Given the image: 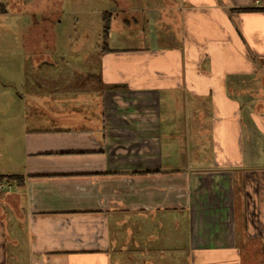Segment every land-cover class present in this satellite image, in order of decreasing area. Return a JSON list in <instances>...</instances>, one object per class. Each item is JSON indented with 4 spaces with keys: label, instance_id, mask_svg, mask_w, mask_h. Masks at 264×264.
Listing matches in <instances>:
<instances>
[{
    "label": "crops",
    "instance_id": "0c3cea01",
    "mask_svg": "<svg viewBox=\"0 0 264 264\" xmlns=\"http://www.w3.org/2000/svg\"><path fill=\"white\" fill-rule=\"evenodd\" d=\"M118 4L153 40L99 49L98 118L26 133L0 264H264V0Z\"/></svg>",
    "mask_w": 264,
    "mask_h": 264
},
{
    "label": "rangeland",
    "instance_id": "374dc122",
    "mask_svg": "<svg viewBox=\"0 0 264 264\" xmlns=\"http://www.w3.org/2000/svg\"><path fill=\"white\" fill-rule=\"evenodd\" d=\"M104 13L113 18L108 44L103 38ZM132 16L118 0H0V175L24 171L26 133L65 128L62 122H71L73 114L100 116L103 87L95 68L99 49L123 50L153 40L146 23H123ZM193 138L189 133L185 148L168 155L182 162L194 158ZM203 146L202 156L209 157L210 144ZM1 187L0 214L12 227L8 232L13 238L26 219L17 216L8 199L15 187L9 180ZM21 207L25 208L24 198Z\"/></svg>",
    "mask_w": 264,
    "mask_h": 264
},
{
    "label": "trees",
    "instance_id": "16d2710c",
    "mask_svg": "<svg viewBox=\"0 0 264 264\" xmlns=\"http://www.w3.org/2000/svg\"><path fill=\"white\" fill-rule=\"evenodd\" d=\"M104 15L107 17V19L106 18L103 19V21H104L103 38L105 40H107L108 36H109L110 29H111L112 14L111 13H104ZM5 180L20 182L21 178L18 176H0V184H1V182L5 181Z\"/></svg>",
    "mask_w": 264,
    "mask_h": 264
},
{
    "label": "built area",
    "instance_id": "2783aa9c",
    "mask_svg": "<svg viewBox=\"0 0 264 264\" xmlns=\"http://www.w3.org/2000/svg\"><path fill=\"white\" fill-rule=\"evenodd\" d=\"M257 3L259 2V1H256Z\"/></svg>",
    "mask_w": 264,
    "mask_h": 264
}]
</instances>
